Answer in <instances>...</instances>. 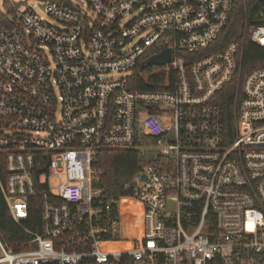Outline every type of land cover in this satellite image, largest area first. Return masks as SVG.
<instances>
[{"label":"built area","instance_id":"2783aa9c","mask_svg":"<svg viewBox=\"0 0 264 264\" xmlns=\"http://www.w3.org/2000/svg\"><path fill=\"white\" fill-rule=\"evenodd\" d=\"M65 1L13 0L0 27V185L24 235H0V264H264V65L220 41L239 0ZM244 37L264 47V23ZM165 49L171 89H135ZM130 148L145 161L112 196L95 161Z\"/></svg>","mask_w":264,"mask_h":264},{"label":"trees","instance_id":"16d2710c","mask_svg":"<svg viewBox=\"0 0 264 264\" xmlns=\"http://www.w3.org/2000/svg\"><path fill=\"white\" fill-rule=\"evenodd\" d=\"M13 14L8 0H4L3 8H0V27L9 21V16ZM255 23H264V0H239L234 5V10L229 21V26L222 33L220 41L225 43L236 39L245 41L244 70L264 65V47L254 44L244 37L247 26ZM136 83L134 88L140 89H171L175 79L173 71L169 66L153 65L149 68L138 67L135 72ZM232 96L228 95L223 99L228 117L232 119L235 110L232 105ZM147 142L151 141L145 138ZM145 161L144 152L140 148L130 149H104L98 154L95 165L101 171V178L97 185L105 188L106 192L112 196H119L126 192V186L132 183V179L138 175ZM5 155L0 153V177L5 178ZM31 220L27 223L30 227H36L40 222L39 208H33L30 212ZM20 227L12 219L7 202H5L0 185V235L10 246H14V241L19 237H24L20 232Z\"/></svg>","mask_w":264,"mask_h":264},{"label":"water","instance_id":"95a60500","mask_svg":"<svg viewBox=\"0 0 264 264\" xmlns=\"http://www.w3.org/2000/svg\"><path fill=\"white\" fill-rule=\"evenodd\" d=\"M65 4L71 6V3L69 1H65ZM170 57H171V49H165L161 53L154 54L148 59L145 60V62L142 63V68H147L150 66L155 65H162L167 62H170Z\"/></svg>","mask_w":264,"mask_h":264},{"label":"rangeland","instance_id":"374dc122","mask_svg":"<svg viewBox=\"0 0 264 264\" xmlns=\"http://www.w3.org/2000/svg\"><path fill=\"white\" fill-rule=\"evenodd\" d=\"M11 1H13V0H8V3H9V6H10V8L12 10ZM14 1L21 8H24V7L32 5L35 10H37L39 12H43V11H41L42 8H43L42 0H14ZM72 1L75 4H77L79 7H81V8L84 7V1L85 0H72ZM3 2H4V0H0V5H1L2 8H3Z\"/></svg>","mask_w":264,"mask_h":264}]
</instances>
